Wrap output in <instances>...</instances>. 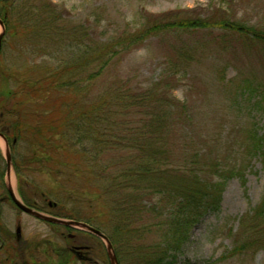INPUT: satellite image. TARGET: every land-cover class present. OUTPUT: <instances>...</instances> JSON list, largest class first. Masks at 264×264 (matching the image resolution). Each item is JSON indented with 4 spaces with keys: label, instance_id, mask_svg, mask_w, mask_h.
Here are the masks:
<instances>
[{
    "label": "trees",
    "instance_id": "obj_1",
    "mask_svg": "<svg viewBox=\"0 0 264 264\" xmlns=\"http://www.w3.org/2000/svg\"><path fill=\"white\" fill-rule=\"evenodd\" d=\"M224 13L221 5L213 7L210 15L193 9L171 11L151 15L131 29L115 30L111 35L102 29L98 36L92 31L89 37L87 29L67 24L49 0H0L5 34L22 38L42 53L49 48L75 50L70 59L47 71L34 96H27L29 91L24 98L15 92H0V133L9 143L11 164L17 174L20 166L46 162L54 179L75 182L79 176V188L97 192L92 201L81 197L83 190L76 194L75 183L69 185L71 192L62 189L61 183L59 192L51 191L47 197L55 196L57 203L62 200L59 215L102 232L117 258L116 247L123 245L131 264H169L167 259L180 250L194 224L219 209L225 181L234 175V169L217 163L221 160L205 148L201 135L191 133L186 103L169 96L174 90L170 77L187 73L202 52L200 43L184 39L186 35L218 29L247 37L248 51L264 66V30ZM98 22L95 19L91 29H97ZM152 38L162 40L168 52L161 80L146 86L117 77L106 80L104 74ZM236 84V94L255 97L256 106L264 108V81L249 77ZM35 99L40 100L39 106L26 111L24 106ZM176 134L182 135L176 139ZM56 136L67 142L73 166L67 159L56 160L54 153L45 158L42 149H55L51 141ZM20 143L32 150L30 156L17 157ZM248 143L249 154L264 155L261 138L253 134ZM174 149H180L177 156ZM76 195L86 201L85 209L65 205L83 204ZM149 218L161 219L150 222ZM153 231L160 240L149 245L143 237ZM236 239L228 255L264 249V199L242 216ZM14 260L4 259L3 264Z\"/></svg>",
    "mask_w": 264,
    "mask_h": 264
},
{
    "label": "rangeland",
    "instance_id": "obj_2",
    "mask_svg": "<svg viewBox=\"0 0 264 264\" xmlns=\"http://www.w3.org/2000/svg\"><path fill=\"white\" fill-rule=\"evenodd\" d=\"M49 1L55 5L56 11L60 12L67 24L81 27L82 31L87 29L89 37L92 31L98 36L102 29L107 33L106 35H111L119 29H131L139 26L145 18L151 15L159 16L171 11L180 12L193 9L198 14L210 15L211 9L220 7V5L225 9V16L264 30V0ZM95 19L99 21V24L94 30L91 26L95 23ZM11 34L4 35L1 45L0 92H15V95L24 98L25 92L29 91L26 95L34 96L33 92H38L44 79L47 78V71L56 68L64 60L70 59L71 52L75 53L74 48L68 49L67 47L54 50L49 48L48 51L44 50L45 52L42 53L25 43L22 38H14ZM174 37L178 38L177 35ZM183 38L199 42L202 52L199 50L197 61L187 73H179V75L170 77L169 81L174 90L169 91V96L186 103L191 116V133L201 135L205 148H209L212 155H217L221 160L217 163L222 168L234 169V175L225 181L219 209L200 218L189 230L188 238L180 250L174 254L173 258L169 257L167 260L170 261L169 264H264V249L256 248L228 255L236 244L240 219L264 199V155H251L246 150L250 145L248 138L255 134L256 137L262 139L264 153V108L256 106L257 98L249 97L245 93L236 94L233 88L237 85V81L243 78L250 77L264 81V66H259L262 62L260 63V60L248 51L247 37L242 39L229 31L211 29L195 35H186ZM244 47L246 50L243 51ZM166 53H168L167 48L162 40L152 38L141 48L124 56L117 66L104 76L106 80L117 77L128 80L135 86H146L163 78H161L162 62ZM39 103L40 100L35 99L32 100V104L29 103L24 107L26 111L32 112V109L37 108ZM181 135L176 134V139ZM51 142L56 147L55 149L43 147L45 158L50 153H54L56 160L67 159L69 166H73L72 160L74 159L66 150L67 142H63L58 136ZM7 145L9 148L8 142ZM18 147L17 157H26L32 152L24 143H20ZM37 151L39 150L35 152ZM179 151L174 149L176 156ZM4 154L5 144L0 138L2 173L5 169ZM47 165L48 163L42 162L20 166L19 174L11 168L12 188L14 189L18 183L20 187L28 186L37 193L48 194L54 190L59 192L61 183L63 184L62 189L66 188L64 190L71 192L70 189L73 186L70 188L69 185L75 183L76 194L78 195L83 190L80 193L83 199L92 201L93 194H97L92 189L79 188L78 175H76L78 177L75 182L61 178L54 179L46 170ZM214 179H217V176H214ZM2 180H4L3 177ZM5 183H7L6 180ZM2 193L3 190L0 188V195ZM47 199L50 202H58L53 195L48 196ZM59 202L61 203L62 200ZM83 202L84 205L78 201L64 203L68 209L76 210L77 207L85 209L86 201ZM60 203L57 204L60 205ZM155 211L159 215L162 213L160 209ZM17 219L23 227V248L31 257L16 258L10 264H57L60 259L63 262V257L59 258L57 253L48 246L50 244L47 240H51V246L54 248L61 246L59 239H52L50 232L52 227L29 215L20 214L9 203L0 205V229H2L0 231L3 233L1 235L3 240L8 238V231L14 232ZM158 219L161 218H154V221ZM149 221L154 222L152 218H149ZM77 233L92 246L90 254L92 262L108 264L104 246L84 231ZM143 239L149 245H154L160 240L159 235L154 231L147 232ZM123 247L121 244L117 245L118 258L116 259L119 260V264H131ZM66 259L63 264H89L79 262L74 258L71 262ZM3 261L4 255L1 252L0 264H3Z\"/></svg>",
    "mask_w": 264,
    "mask_h": 264
},
{
    "label": "flooded vegetation",
    "instance_id": "obj_3",
    "mask_svg": "<svg viewBox=\"0 0 264 264\" xmlns=\"http://www.w3.org/2000/svg\"><path fill=\"white\" fill-rule=\"evenodd\" d=\"M11 168L13 166L11 165ZM15 171V169H12ZM2 177L4 180H2ZM5 177V178H4ZM6 180V165L4 169V173H2V169H0V188L3 190V193L0 195V205L2 203H9L17 210L20 214L24 213L33 217L35 220L46 224L52 228H50V232L52 235L53 240L59 239L61 241V246L54 248L51 246V240H47L49 248L52 249L54 252L57 253L59 258H67L70 262L78 260L79 262L89 263V264H96L92 262L90 258V254L92 252V246L87 243L83 239L82 236H79L77 232H82L76 228L51 223L39 218H36L20 209H18L11 200V196L8 191V185L5 183ZM7 182V180H6ZM13 195L24 205L25 207L31 209L34 212L40 213L44 216H48L51 218L61 219L65 221H72L71 219L64 217L63 215L58 214V204L55 202H50L47 198L46 193L43 194L42 192H36L33 188L28 186L20 187L18 183L14 189L12 188L11 184L9 183ZM20 187V188H19ZM22 224L20 220L17 219L15 221V229L14 232L8 231V238L6 240L2 239V231H0V254L1 252L4 255V259L6 261H10L12 259L20 258L23 259L24 257H31L28 255V251L23 248L24 246V237L22 235ZM2 230V229H0ZM89 236H92L89 234ZM94 237V236H92ZM66 259V260H67Z\"/></svg>",
    "mask_w": 264,
    "mask_h": 264
},
{
    "label": "water",
    "instance_id": "obj_4",
    "mask_svg": "<svg viewBox=\"0 0 264 264\" xmlns=\"http://www.w3.org/2000/svg\"><path fill=\"white\" fill-rule=\"evenodd\" d=\"M0 27H1L0 51H1L2 40H3L4 35H5V28H4V25H3L1 20H0ZM0 138L3 140V142L5 144V154H4V156H5V165H6V180H7V185H8V191H9V194L11 196V200L14 203V205L18 209H20V210H22V211H24V212L36 217V218H39V219H42V220H45V221H48V222H51V223H55V224L70 226V227H73V228H76L78 230L87 232V233L97 237L103 243L108 264H118L117 259H116V255L114 253V250H113V247H112L110 241L99 230H97V229H95V228H93V227H91V226H89V225H87L85 223H82V222L65 221V220H60V219L44 216V215H42L40 213H37V212H34L31 209H29V208L25 207L24 205H22V203L13 195V192H12L11 187L9 185V183H10V171H11L10 151H9V148H8V145H7V141H6L5 137L1 133H0Z\"/></svg>",
    "mask_w": 264,
    "mask_h": 264
},
{
    "label": "bare ground",
    "instance_id": "obj_5",
    "mask_svg": "<svg viewBox=\"0 0 264 264\" xmlns=\"http://www.w3.org/2000/svg\"><path fill=\"white\" fill-rule=\"evenodd\" d=\"M115 253V252H114ZM117 262H118V260H117ZM119 264V263H118Z\"/></svg>",
    "mask_w": 264,
    "mask_h": 264
}]
</instances>
